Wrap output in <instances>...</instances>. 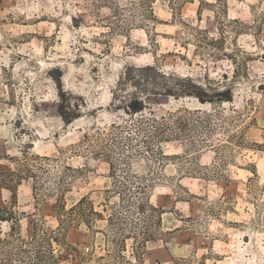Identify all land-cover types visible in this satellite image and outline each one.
Returning a JSON list of instances; mask_svg holds the SVG:
<instances>
[{
	"label": "rangeland",
	"instance_id": "obj_1",
	"mask_svg": "<svg viewBox=\"0 0 264 264\" xmlns=\"http://www.w3.org/2000/svg\"><path fill=\"white\" fill-rule=\"evenodd\" d=\"M110 1L0 0V173L18 175L0 216L30 239L33 222L58 230L59 200L122 206L113 163L152 180L160 228L121 250L107 207L93 231L63 226L59 264H264V0H152L153 16Z\"/></svg>",
	"mask_w": 264,
	"mask_h": 264
},
{
	"label": "trees",
	"instance_id": "obj_2",
	"mask_svg": "<svg viewBox=\"0 0 264 264\" xmlns=\"http://www.w3.org/2000/svg\"><path fill=\"white\" fill-rule=\"evenodd\" d=\"M100 4H111L110 0H99ZM153 3L152 0H141V7L143 11L148 15L153 16ZM118 13V12H117ZM151 67H145L140 69L143 72L151 70ZM140 82H145V79H139ZM173 115L169 114V117H160L159 119H148L151 122L153 128L149 134L146 130H143L147 139H155L156 142L161 143L165 140L163 132L169 127V120L172 119ZM176 125L179 131L186 130L185 121L177 119ZM143 121V120H142ZM174 135H177L176 133ZM146 148L151 150L150 142H146ZM159 156L162 159L171 158L162 152H159ZM174 157V156H173ZM157 158V157H155ZM175 158H178L176 156ZM110 173L112 174L114 188L108 190L107 193L118 194V197L122 201L121 205H104L103 211H97L93 203L89 198L82 197L72 207L67 208L63 200L57 201L56 215L58 221V230L49 231L44 229L41 225L36 222L32 223L33 233L30 239H24L16 232L15 219H6L0 216L1 222L10 223V232L7 235L1 236L0 230V264H59L57 251L54 246L62 248L66 251L72 248L65 241H62V234L64 225L83 223L90 231L94 230L95 223L98 221L105 220L104 213L107 212V207L111 209V213L108 215L106 221L107 225L114 235L112 242L116 244L118 248L124 250L126 248V239L132 238L136 243L134 250L136 254L145 246L150 239L154 238L152 233V225L160 228L161 223V210L154 207L150 203L148 191L151 189V181H146L144 177L139 178L135 175L128 174L124 178V182L119 181L117 176V169L113 163H109ZM6 177V180L0 181V186H5L10 193L11 199L16 200V192L13 191V186L16 180L12 181V177H18L15 172L9 171L6 173H0V177ZM10 177V179H8ZM157 178V177H156ZM139 180V181H138ZM155 179H153L154 182ZM146 181V182H145ZM145 182L146 186H143ZM4 184V185H3ZM118 184L122 186L120 189ZM137 196V197H136ZM132 197L138 198L136 202L127 201L126 198ZM127 205H123V203ZM111 206V207H110ZM127 212V215L123 218L120 217L121 212ZM0 212L1 211L0 209ZM160 214V215H159ZM123 215V214H122ZM138 215L139 219L131 220L130 217ZM130 228V229H129ZM158 228V229H159ZM128 231V235L125 232ZM122 259H124L121 256ZM67 262H72L71 256ZM73 264V263H72Z\"/></svg>",
	"mask_w": 264,
	"mask_h": 264
}]
</instances>
